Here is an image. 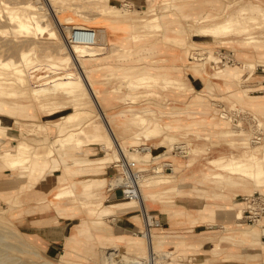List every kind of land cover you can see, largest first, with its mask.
I'll list each match as a JSON object with an SVG mask.
<instances>
[{"label":"rangeland","instance_id":"obj_1","mask_svg":"<svg viewBox=\"0 0 264 264\" xmlns=\"http://www.w3.org/2000/svg\"><path fill=\"white\" fill-rule=\"evenodd\" d=\"M6 1L14 4L21 0ZM31 1L36 5H42V11L45 15L49 14L46 13L47 5L44 0H40V3L39 0L37 2ZM51 2L53 1L51 0ZM109 2L131 9L123 17L113 22L117 27L118 25L126 26V31H124L126 37L118 41L111 40L108 37L106 48L104 50L100 48L102 53L80 59L82 69L94 80L95 85L100 88L104 95L100 98L102 102L99 100L102 104L99 105L101 112L104 111L110 115L124 110L125 114H117L120 122L113 126L110 125V131H112L118 144L120 143L128 151L144 150L146 143H149L152 153L156 154L164 148L158 146L161 138L164 139L162 143L166 144L168 149L173 142L179 139L190 140L196 146V152L193 154L186 153V156L188 155V159L191 161L188 163L191 165L190 168H194L191 173L194 172V175L198 176L195 180L196 187L199 188L197 193L206 197V206L200 211L202 215L206 216V234L203 237L206 238L207 244L205 247L203 246V239L194 243L186 237L178 240L175 236L167 234L168 232L161 225L157 227L152 224L151 230L153 229L156 235L155 241L158 242L156 245L157 250L153 252V255L156 253L153 259L152 254L147 252L145 248L146 236L139 232L142 225L138 226V229L126 230L122 234L123 238L118 239L116 236L120 234L114 228L116 222L113 218L115 213L121 210L120 203L103 201L106 198L103 190L107 188L114 168L111 167L110 162L117 158L115 155L117 149L114 148V145H111L109 148L103 147L98 153L99 155L97 154V156H109L110 154L107 162L92 163L93 166H100L97 169V175H104L106 180L104 179L102 183L93 181L90 186L85 182V178L88 176L85 167L91 166V163L84 165L85 167L76 165L78 169H74L70 164L62 165L57 160H52L53 157L58 155L57 150H55L50 157L45 156L48 159L46 168H62L61 175H45L40 179L39 176L18 175V177L16 176L18 182H24L26 179L27 181L24 185H21L23 184L21 183L18 188L14 186L13 189H11V185L13 182L16 183V180L13 179V181L11 176L3 179L4 186L10 188L6 189L8 191L4 190L3 192L4 202L0 201V264H131V261L137 259V262L138 260L141 262L142 258H148L149 255L150 258L148 260L144 259L145 262L142 261L140 264L143 262V264H148V261L149 264H264V213L255 223L248 220L244 221L243 217L236 218L235 216V212L239 208L244 209L248 203L253 201L252 197L254 195L259 192L264 193V185H257L251 177L227 172L209 162V158L214 156H238L243 154L244 151L250 150H255L258 154H261V145L264 142V84L262 85V81L264 82V22L261 18L259 23L248 20L250 25L248 30L240 32L231 30L227 33L206 36L208 41L198 39L191 32L193 29L197 31L198 25L223 19L229 14H236V10L243 3H259L264 7V0H109ZM53 4L51 6L54 11L59 10L57 12L67 14V16L71 15L74 17L73 20L77 22L106 23L105 20H102L103 17H99L101 13L97 12L104 4L103 0H54ZM2 6L3 4L0 2V9ZM148 6L151 7L150 10L146 8ZM82 13L93 17L84 19ZM140 15H155V18L146 28L147 35H142L137 40H133L127 36L133 30L131 16L137 17ZM198 17H206V20L195 21ZM160 21L162 24H160ZM9 24L6 15L0 14V25L8 26ZM66 31L65 28L63 32L66 33ZM102 33L101 30L100 34ZM247 35H253V38H257V40L244 41ZM63 39L61 37L59 42L58 39L48 38L47 33L35 34L31 37L14 35L10 31L0 33V56L18 57L21 48H29L30 46H33L32 53L35 52L33 54H39V60L32 62L33 66L27 68L29 73L35 70V74L29 75L26 71L29 84L28 93L18 97H4L14 108L11 111L12 113L9 112L6 115L0 113L4 122L12 126H10L7 134L1 135L0 150L6 147L13 148L22 136L30 141L28 143L30 150L35 148L43 151L49 145L51 139L57 136V131L53 128L44 132L36 128L37 123H51L59 117L60 113L74 108L71 97L61 90L49 92L45 96L37 98L31 92V88L40 86L42 82L45 85H50L49 78L64 77L63 72L68 71V68L76 73V76L73 77L79 75L71 60H65V64H60L61 67H54L53 64L52 67H46L48 60L43 58L45 52L58 58L67 56L69 53L67 42H64ZM101 39L103 38L101 37ZM221 39L225 41H220ZM166 43L175 44L184 51L183 61L171 66L164 64V59H160L158 53L162 45ZM114 50H117L116 53H113ZM191 50L201 55V59L194 60V58H191ZM209 54L210 57L206 58ZM205 58L208 61L204 65H195L197 60L201 61ZM249 61L254 62V65L249 66L247 64L250 63ZM235 65H238L236 68L240 73L237 77H230L222 73L225 69ZM126 68L131 71H149L161 77L172 76L175 79H184L186 82L185 87L183 89L169 88L163 90L155 85L140 86L133 89L123 87L121 91L110 90L115 86L122 71ZM219 68L224 69L218 72ZM191 78L200 81V87L194 89L189 82ZM147 90L159 91V95L149 92L141 93ZM132 91L139 94L135 96L133 102L127 101L129 98L123 96ZM253 93L260 95L256 96ZM168 99L170 101L174 99L175 103H168ZM176 100L179 103H176ZM177 104L179 106L174 107ZM221 105L224 106V109L231 106L238 108L235 113L234 124L227 118L219 116L217 109ZM145 106L155 108L152 113H149L150 116L154 115L159 119L161 118V122L172 123L174 126L173 128L162 127L155 138L141 139L138 144H131V136L139 129V122L127 123V117L131 114L128 107L137 110ZM93 109L91 115L99 120L101 118L99 112L95 106ZM177 109L184 111L183 114L172 116L168 112ZM47 112L53 114H47ZM229 115L234 118L233 114ZM253 115H256L257 120ZM15 120L19 121L16 122ZM233 126L240 128L241 133H227L226 130L232 129ZM39 130L40 132H38ZM14 132L18 136L15 137L12 134ZM168 134L171 135V139ZM231 139L236 141H229ZM241 139H247L249 142H240ZM86 142L90 141L86 140L82 147ZM101 144L103 146V143ZM155 145H157V148H155ZM72 150L77 149L72 148ZM165 154L174 162V168L166 178L167 182L143 187L144 189L150 188L152 191L161 193L160 190L166 188L162 187L164 184L174 183L177 179V172L180 170L179 165L185 162L186 156L173 155L169 150ZM129 157L134 156L129 155ZM138 159L148 160L149 157ZM106 165H110V167H108L109 174L105 175L103 174V167ZM4 167L11 168L0 159V168ZM13 170L16 173V169ZM218 170L228 173V176H213L212 172ZM94 171L96 172V170ZM157 176L154 178H157ZM37 180H41V183H36ZM66 180L68 181L66 182ZM42 183L45 184V189L49 194L48 198L45 197L47 198L45 202L47 207H55L50 199L56 190L65 187L68 189L69 186L73 185L75 192H64L61 197V206L68 203V205L73 206L75 213L83 214L80 222L74 227L75 234L72 236L71 242L65 247H60L57 253L48 252L45 248L46 244L28 233V228H19L16 214L11 210L12 206L25 202L23 199L25 200L24 192L27 188L34 190L40 187ZM172 189L178 191L176 188ZM11 192L14 199L10 196ZM160 197H165V195L159 196L157 194L155 199ZM114 199L137 204L134 200L121 197L120 193ZM86 203L88 205H85ZM104 206L110 208L111 211H108V214L101 215L100 222H93L91 218L97 216L95 211L97 212ZM133 207L140 209L139 205L131 208ZM62 208L57 210L58 213H64ZM151 214L153 215L152 210ZM251 232L253 234H250ZM128 238L139 240L140 246H143V248L139 250L128 247ZM167 250L171 251V254L169 257H164ZM116 251L119 253L121 251L123 254H120L122 256L118 254L122 259L121 261L120 257L116 256L117 253L110 256L111 252ZM135 264L137 263L135 262Z\"/></svg>","mask_w":264,"mask_h":264},{"label":"bare ground","instance_id":"obj_2","mask_svg":"<svg viewBox=\"0 0 264 264\" xmlns=\"http://www.w3.org/2000/svg\"><path fill=\"white\" fill-rule=\"evenodd\" d=\"M34 1L37 2L38 0H34ZM44 1H45L44 3L47 5L46 13H49L48 15L50 17L48 15H45V13L42 11V8H43L42 5L40 4L36 5L31 0H21L14 4L10 3V1L0 0V2L3 4L2 8L0 9V14L6 15L7 22L10 23L8 26L0 25V33L4 31H10L14 33V35H23V36H30V37L31 35H35V34L47 33L48 38L50 37V38L59 40L61 39V37L64 38V34H65L63 32L64 29L66 28L67 30L66 32H68V29H69V25L63 27L62 26L63 23H65L66 21H73L74 23H81V22H77L73 20L74 17L71 15L67 16V14L57 12L59 10L54 11V8L52 7L54 5L53 4L54 0H52L53 2H51V0H44ZM103 1H104V4L101 5V7L99 8V10H97V12L101 13L99 17H103L102 19L105 20L106 23L116 22L120 17H123L128 11H131V9H128L127 7L123 5L118 6L117 4L109 2V0H103ZM38 2L40 3V0ZM146 8H148L147 10L151 9L150 6ZM236 11H237L236 14H229L223 19L215 20L211 23H203L201 25H198V27L196 28L197 31L193 29L191 32L193 35H196L198 39H203L205 41H208L206 36L210 37V36H214L220 33H227V32H231V30L238 31V32L248 30L250 27L248 20L259 23L260 22L259 19L261 18L262 22H264V7L261 6L259 3H253V2H248L246 4L243 3ZM81 15H83L84 19H91V17H93L91 15L84 14V13H82ZM154 18H155V15H151V16L140 15L137 17L131 16V19H132L131 25H132L133 30H131V33L127 36L132 38L133 40H137L142 35L146 36L147 35L146 28L148 27V25L152 23ZM204 20H206V17H202V18L198 17L195 19V21H200V22ZM160 24H162L161 21H160ZM121 26L122 25H120L119 28H121ZM122 27L126 29L125 25H123ZM188 29L191 30L189 27ZM101 30L103 32L102 34H100ZM99 31H100L99 32L100 40H98V42L92 45H82V44H76V43L69 45L67 43V50L69 51L67 56L58 58L56 56H51V54H48L46 52L45 54H43V58L48 60L47 61L48 65L46 67L48 66L52 67V64L54 65V67H57V66L61 67L60 64H65L64 63L65 60L67 61L71 60L73 61L76 67L75 69H77V71L79 72V75L77 77H73V76H76V73L74 72V70H69L68 68V71L63 72V74L65 75L64 77L58 78L56 76L53 78H49V80L51 81V82L49 81L50 85H45L43 84L44 82H42L40 86L31 88L32 95L37 98V97L45 96L46 93L61 90L65 92V94L71 97V99L73 100L74 108L67 112L60 113L59 117L56 118V120H53L51 123H37L36 128L41 129L44 132H46L47 129H53V128L56 129L57 131L56 132L57 136L51 139V142L49 143V145H47V147L43 151L37 150L35 148L30 150L28 148L30 146L28 144L30 141L27 140V138H24L22 136L20 137V139L17 140L13 148L6 147L0 150L1 161L5 164H8L12 169H16L17 177L18 175L19 176L20 175L21 176L30 175L33 177L44 175L43 173L45 172L46 164L48 163L47 157L48 156L50 157L55 150H57L58 155L56 157H53L52 160H57L62 165L70 164L68 159H71V164H78V165H82L86 163L89 164V163L107 162L108 159L110 158V154L109 156L100 155L95 158H90L85 155L86 151L82 147V144L86 140L90 141L86 143H91V142L92 143H97V142L103 143V147L105 148H109L111 145H114V148L117 149L116 150L117 154L115 153L117 157L121 156L122 152L128 157L129 155H131L137 159L140 157H143V158L152 157L153 153H152V150H150L149 143H146L147 145L144 150L135 149V151H128L120 143L118 144L114 135L112 134V131H110V125L113 126L114 124H118L120 122V118L117 117V114H120V115L125 114L124 110H120L117 113H111L110 115L107 112H104V111L101 112V109L99 107V105L101 104L100 98L104 95L102 91L100 90V88L97 85H95L94 80L87 73H85L84 70L82 69V64L80 63L81 61L80 59H82L83 57L85 58L88 56H94L96 54H100L102 53V50H100V48L103 50L104 48H106V44H107L106 39L108 38L107 31L105 30L104 26L102 29H99ZM101 37L103 39H101ZM253 37H254L253 35H247L245 36L244 41L249 42V41L257 40V38H253ZM63 40L65 42V38ZM220 41H225V40L221 39ZM55 45L57 44L55 43ZM58 47H61V46L58 45ZM32 48L33 46H30L29 48L28 47L21 48L18 57H14L10 55L6 57L0 56V113H3V114L5 113L4 115H6V113H9V112L12 113L11 111L14 108V106L8 103V101L4 99V97H18L21 95H26L28 93L29 84L27 81L26 74L29 73V71L27 70V68L33 66L32 62L34 63L39 60L38 58L39 54L38 55L33 54L35 52L32 53ZM116 51L117 50H114L113 53H116ZM190 54H191L190 55L191 58H194V60L201 59L200 57L201 55H198L195 51L191 50ZM207 57L209 58L210 54L206 56V58ZM206 58L202 59L201 61L197 60L195 65L196 64L204 65L205 62L208 61ZM214 58L216 59V57ZM249 62L250 63H247L249 66L254 65V62L252 61H249ZM123 66L127 67L128 65H123ZM237 66L238 65H235L233 67L230 66L229 68L225 69L222 73L230 77H237L240 74L238 69L236 68ZM223 69L224 68H219L217 71L220 72ZM35 72H36L35 70L31 71L29 75L30 74L34 75ZM43 81H46V80H43ZM185 83L186 82L184 79L183 80L179 78L175 79V77H172V76L171 77H166V76L161 77L149 71H144V70L143 71L142 70L141 71H134V70L131 71L130 69L127 70L126 68L124 71H122L120 75V79H118L115 86L112 87L110 90H113V91L120 90L121 91L123 87L133 89L136 87L139 88L140 86H155V85L161 87V89L163 90H167L169 88L183 89L185 87ZM148 92L155 93V94L159 93V91H156V90H147L141 93H148ZM138 94H139L138 92L132 91V92H127L126 95H124L123 97L129 98V100L127 101L133 102L135 96H137ZM172 102L174 103L173 99L171 101L169 100L168 103H172ZM94 106L99 112V115L101 117L99 120H96L91 115L92 110H94L93 109ZM128 109L131 110L130 112L131 114L130 115L128 114L129 115L128 117L126 116L128 118L127 123L133 124L134 122H139V126H138L139 129L136 130L137 132H135L131 136V139H130L131 144H138L141 139L155 138V136H157L160 133L162 127L173 128L174 126L172 125V123H163L164 121L161 122L160 121L161 118L159 119L154 115L150 116L149 113H152L153 110H155L154 107L145 106L137 110H135L132 107H128ZM47 114H53V113L47 112ZM228 116L230 117V119H233L231 115L228 114ZM15 121L18 122L19 120H15ZM258 121L260 122V120ZM10 126L11 125L6 124L4 122L3 117L0 115V137L1 135L7 134L9 132ZM226 131H228L227 133H231V134L241 133L240 128H236L234 126L232 129L226 130ZM38 132H40V130ZM12 134H14L15 137L18 136L16 132ZM168 136L170 139L172 138L171 135L168 134ZM163 140L164 139L161 138L160 145L166 146V144L162 143ZM229 141L235 142L236 140L231 139ZM239 141L249 142V140L247 139H241ZM261 146H262L261 154H258L255 150H250L247 152L244 151L243 154H240L238 156L236 155L214 156V157L209 158V162L215 167L226 170L227 172L239 173L241 175H246L248 177H251L253 178L255 184L257 185H264V142L262 143ZM72 148L77 149V150H72ZM196 150H197L196 146L190 143L187 148V151L189 152L187 153L193 154L194 152H196ZM188 157H189L188 155L185 157L184 163L186 165H189L188 163L191 162L190 159H188ZM98 167L100 168V166ZM159 167H161V165H158V168H155V170L150 172L149 175H147L146 178L143 180L142 185H141L140 197L131 198V200L136 201L137 204L129 203V202H121L118 199L111 200L109 198H104L103 201L106 200L108 203L110 202L120 203L121 210H126L128 208H131L132 206L139 205L143 213L147 215V217H150L151 210L149 209L150 205H148V200L152 199L154 201L155 196L157 194H159V196H161L162 194L164 195L166 190L163 193L161 192L162 193L161 194L158 191H154V190L152 191L150 188L144 189L143 187H149L150 185L158 184L160 182H167L166 178L170 175V172H172V171H167L163 168L159 169ZM85 169L87 170L88 168H85ZM97 169L98 168H92L91 169L92 171L88 173V176L85 178V182H87V185L90 186L91 182L93 181H97V183H102L104 179L106 178L104 177V175H97ZM94 170H96V172ZM212 173H213L212 175L215 177L228 176V173H224V171L222 170L214 171ZM157 175L158 176L162 175V176L158 177ZM155 176H157V178H154ZM110 178L111 179L109 180H113L112 177ZM25 181H27V179ZM24 184L25 183L23 182V184L21 185H24ZM64 190H67V191H64ZM64 192L66 193L75 192L73 185L69 186L68 189L66 187L59 188L58 190L54 192L53 197L50 199V202L53 205H55V208L57 210H60L62 207L61 197L64 194ZM85 205H88V204L86 203ZM242 209L243 208H239L235 212L236 218L241 217ZM108 211H111V210L107 206L102 207L97 212L95 211L97 216L91 218L92 221L95 223L100 222L101 221L100 216L108 214L109 213ZM151 228L152 227L147 228L146 230L147 232L145 233L144 236H146V243H145L146 251L150 252L153 257V252L157 250L156 245L158 242L155 241L156 235L153 229L151 230ZM250 234H253V233L251 232ZM116 237L118 239L123 238L122 235H118ZM127 241H128L127 242L128 247H132V248L139 249V250L143 248V246H140L139 240H133L131 238H128ZM114 253H117L116 256H119L120 254H122L121 251L120 253L116 251V252H111L110 256H114ZM170 254H171V251L167 250L166 253H164V257H169ZM125 257H122V258H125ZM149 258H150V255L148 256V258H145V259L148 260ZM119 259L120 261L122 260L121 257ZM127 261H130V260H127ZM142 261H144V259ZM135 262L137 264L141 263L139 262V260L137 262V259H135L134 261H131V264H135ZM153 263H154V260H153ZM148 264H149V261H148Z\"/></svg>","mask_w":264,"mask_h":264},{"label":"crops","instance_id":"obj_3","mask_svg":"<svg viewBox=\"0 0 264 264\" xmlns=\"http://www.w3.org/2000/svg\"><path fill=\"white\" fill-rule=\"evenodd\" d=\"M101 20V19H100ZM103 20V19H102ZM91 26L98 27L100 29L105 28L107 31V36L114 41L123 40L126 37V33H124V28L115 27L114 23H88ZM112 25V26H111ZM185 56L184 51L179 46L175 44L166 43L162 45L158 53V57L160 59H164V64L166 65H175L183 61ZM189 82L193 85L194 89L200 87V81H197L195 78H191ZM257 82V81H255ZM264 82L262 81V85ZM255 90V89H254ZM259 90V89H256ZM260 95V94H253ZM175 99V98H174ZM173 99V100H174ZM175 103V102H174ZM176 103H179L176 100ZM179 106L174 105V107ZM167 111V110H164ZM172 116H180L184 111H176L169 110ZM164 146V145H158ZM84 150L86 151L85 155L90 158L97 157V154L103 148L101 143H86L83 145ZM157 148V145H155ZM99 155V154H98ZM70 162V166L74 169L78 167H85L84 165L71 164V159H68ZM90 164V163H89ZM77 165V166H76ZM99 165L87 166L86 171L88 173L92 168H99ZM191 165H186L182 162L179 167L180 170L177 172V179L174 183L164 184L162 187H166L161 189V192L165 190V197L148 200L149 209L152 210L153 215L157 217L161 221V226L165 229L170 236H175L176 239L180 240L182 237L188 238L192 243L202 240L204 243L203 246H206V238L203 237L206 234V216L202 215L200 209L205 208L206 206V197L203 195H199L196 187L195 180L198 176H195L194 171L190 168ZM110 165H106L103 167V174H109ZM192 169V170H191ZM60 171V172H58ZM71 171V170H70ZM16 172V171H15ZM72 172V171H71ZM62 168H54L50 169L47 167L45 169L44 175L46 176H54L61 175ZM44 175H39L43 177ZM10 177L16 180V173L14 170L9 167L0 168V201H3V192L8 191L4 186V178ZM32 177V176H31ZM37 178V179H38ZM14 181V180H13ZM68 180H66L67 182ZM26 181H24L25 183ZM41 183V180H37L36 183ZM17 183V184H16ZM16 183L13 182L11 185V189L13 187H19L21 183L16 180ZM45 184H40V187L31 190V188H27L24 192L25 200L23 199V203H19L15 206H12L11 210L15 212L16 217L18 219V227L28 228V233L32 234L33 237L38 238L40 242L46 244L45 248L48 252L57 253L60 250V247H65L69 242H71L72 236L74 233V227L76 224L80 222L82 213H75V209L73 206L67 204H63L62 212L63 214L58 213L57 209L53 207L46 206V199L48 198V192L45 189ZM80 185V183H78ZM187 185V187H186ZM81 186V185H80ZM79 186V187H80ZM176 188L178 191H174ZM172 189V190H169ZM206 190V189H205ZM106 198L114 199L118 191L111 192L107 188L103 190ZM10 196L13 198V193H10ZM47 197V198H45ZM7 202V201H6ZM131 209V210H130ZM116 223H114V228H116V232L120 235L125 233L124 230L129 229H138V226L143 225V218L141 210L137 207L128 208L126 210L117 211L114 215ZM264 263V262H263Z\"/></svg>","mask_w":264,"mask_h":264},{"label":"built area","instance_id":"obj_4","mask_svg":"<svg viewBox=\"0 0 264 264\" xmlns=\"http://www.w3.org/2000/svg\"><path fill=\"white\" fill-rule=\"evenodd\" d=\"M69 25L68 32L64 34L65 42L69 45L72 44H82V45H92L98 42L99 39V29L98 27L89 25L86 21L82 23H74L73 21H66L62 26ZM226 107V106H225ZM227 109V110H226ZM220 106L217 109L219 116H223L228 120L232 121L234 124L235 113L238 108ZM228 114H233L234 118L230 119ZM256 117V115H253ZM257 120V117H256ZM258 124V123H257ZM190 140L179 139L173 142L168 149L167 146H163V150L154 153L148 160H139L134 157H128L122 152V155L112 160L110 163L113 168V173L111 177L113 180L108 181L107 189L111 192L118 191L123 198H139L141 195V185L143 180L149 175L150 172L158 168L172 171L174 168L173 160L166 155L167 150L171 151L173 155L186 156L187 148L190 144ZM151 150V149H150ZM111 179V178H110ZM253 201L247 204L242 210V215L240 218L251 221L255 223L260 219L264 213V193L259 192L257 195L252 197ZM141 210L143 225L139 229V232L143 235L147 232V228L154 226H160L161 221L154 215L147 217ZM147 235V234H146ZM156 253H154L153 257ZM145 259V258H142ZM143 264V263H142Z\"/></svg>","mask_w":264,"mask_h":264}]
</instances>
